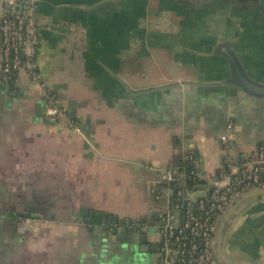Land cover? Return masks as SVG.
<instances>
[{
	"label": "crops",
	"instance_id": "1",
	"mask_svg": "<svg viewBox=\"0 0 264 264\" xmlns=\"http://www.w3.org/2000/svg\"><path fill=\"white\" fill-rule=\"evenodd\" d=\"M186 2L36 0L50 27L39 67L77 129L54 120L25 71L0 86V264H162L160 225L144 241L136 228L114 233L107 217L144 230L141 220L165 214L161 172L189 152L206 182L196 196L226 159L256 155L264 97L239 85L226 53L241 58L254 41L223 5ZM224 246L264 264V196Z\"/></svg>",
	"mask_w": 264,
	"mask_h": 264
},
{
	"label": "built area",
	"instance_id": "2",
	"mask_svg": "<svg viewBox=\"0 0 264 264\" xmlns=\"http://www.w3.org/2000/svg\"><path fill=\"white\" fill-rule=\"evenodd\" d=\"M44 28L50 27L39 22L36 0H0V86H9L18 72L25 71L41 87L48 112L54 120L77 129L75 118L68 114L39 67ZM231 138L232 134L228 133L221 141L228 144ZM187 157L197 167L193 152ZM193 174L205 179L199 171H193ZM185 176L175 168L161 173L162 181L167 182V191L175 190L183 200L182 204H175L173 211L161 216V260L163 264H220L213 250L214 233L236 195L252 187H264V142L259 144L253 158L226 159L221 169L210 177L201 196H196L195 190L184 185H173ZM180 209H183L181 218ZM114 227L124 228V225L115 223Z\"/></svg>",
	"mask_w": 264,
	"mask_h": 264
},
{
	"label": "water",
	"instance_id": "3",
	"mask_svg": "<svg viewBox=\"0 0 264 264\" xmlns=\"http://www.w3.org/2000/svg\"><path fill=\"white\" fill-rule=\"evenodd\" d=\"M234 63L235 64L232 65V71H233V74L236 76V80L239 83V85L244 90L248 91L252 95L264 97V81H260L252 77L248 73L246 68H244L243 63L239 59H236ZM49 85L51 86V84ZM176 169L179 170L180 168H176ZM166 187H167V184L166 186L163 187L162 191L167 195L170 194L169 196H172V200H174L173 195L176 193V191L173 189L172 190L170 189L169 191H167ZM184 194L186 195L187 193L185 192ZM167 195L156 198V200H158L160 203V207H158L157 209L158 213H167L168 210L173 211L175 209L176 203L178 204L183 203V200L179 197L177 198L175 202L170 203V198H168ZM262 196H264V187H252L249 190L236 195L233 202L228 207L227 211L220 218L216 231L214 233V237H213V250L215 253V257L220 264H259L256 260L246 261L239 255L234 254L232 252L231 247H229L228 248L229 250H228L227 246L226 247L224 246V240H225L227 231L230 229V227L232 226L237 216L249 204H251L257 198H260ZM182 212H183V209H180L179 218L182 217ZM106 220L112 221L111 223L112 226H114L115 223L121 222L117 216H108ZM159 221L161 222V217L155 215L154 219L151 220L150 222H147V220L145 219L141 220V223H143L146 226L144 230H140L137 227H130L129 225H126L125 228L112 227V230L114 231V233H121L123 229H128V231L131 232V231H134V228H136L135 231L137 232V234L144 241H148L150 237L149 235H151V232H152L150 230L151 228H153L154 226L160 225L159 229L161 232L162 227H161V224H159ZM125 222H127V220ZM160 251H161V247L159 244V252Z\"/></svg>",
	"mask_w": 264,
	"mask_h": 264
},
{
	"label": "flooded vegetation",
	"instance_id": "4",
	"mask_svg": "<svg viewBox=\"0 0 264 264\" xmlns=\"http://www.w3.org/2000/svg\"><path fill=\"white\" fill-rule=\"evenodd\" d=\"M186 4L190 0H186ZM208 0H206V3ZM210 9L217 13L220 11L216 6L223 5L222 11L229 19L237 24V34L244 35L245 40H253L247 42L243 47L241 58L230 53L228 48L226 51L228 62L231 66L239 59L249 74H257L264 72V0H211ZM37 9V8H36ZM255 20V21H254ZM238 21L241 24H238ZM232 52V51H231ZM174 202L176 200H173ZM162 226V222H161Z\"/></svg>",
	"mask_w": 264,
	"mask_h": 264
},
{
	"label": "trees",
	"instance_id": "5",
	"mask_svg": "<svg viewBox=\"0 0 264 264\" xmlns=\"http://www.w3.org/2000/svg\"><path fill=\"white\" fill-rule=\"evenodd\" d=\"M179 166V171L185 173L186 176L183 180H176L173 184L174 186L184 185L189 190H198L206 183L204 179L198 178L193 174V171H198L194 161L183 159L180 161Z\"/></svg>",
	"mask_w": 264,
	"mask_h": 264
}]
</instances>
